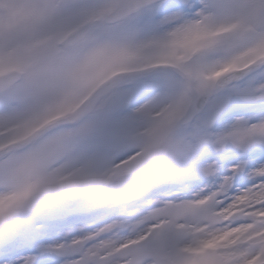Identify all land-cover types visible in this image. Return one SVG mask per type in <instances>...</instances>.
Listing matches in <instances>:
<instances>
[{
    "label": "snow or ice",
    "instance_id": "snow-or-ice-1",
    "mask_svg": "<svg viewBox=\"0 0 264 264\" xmlns=\"http://www.w3.org/2000/svg\"><path fill=\"white\" fill-rule=\"evenodd\" d=\"M0 264H264V0H0Z\"/></svg>",
    "mask_w": 264,
    "mask_h": 264
},
{
    "label": "clouds",
    "instance_id": "clouds-1",
    "mask_svg": "<svg viewBox=\"0 0 264 264\" xmlns=\"http://www.w3.org/2000/svg\"><path fill=\"white\" fill-rule=\"evenodd\" d=\"M218 242H228V238L225 237L224 241H218Z\"/></svg>",
    "mask_w": 264,
    "mask_h": 264
}]
</instances>
